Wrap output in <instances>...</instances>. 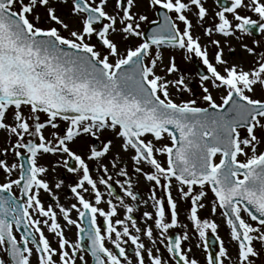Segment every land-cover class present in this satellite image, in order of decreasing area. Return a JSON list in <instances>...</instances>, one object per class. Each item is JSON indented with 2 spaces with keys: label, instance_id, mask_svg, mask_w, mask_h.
<instances>
[{
  "label": "snow or ice",
  "instance_id": "6c2138e0",
  "mask_svg": "<svg viewBox=\"0 0 264 264\" xmlns=\"http://www.w3.org/2000/svg\"><path fill=\"white\" fill-rule=\"evenodd\" d=\"M0 133V264H264V0H0Z\"/></svg>",
  "mask_w": 264,
  "mask_h": 264
},
{
  "label": "rangeland",
  "instance_id": "374dc122",
  "mask_svg": "<svg viewBox=\"0 0 264 264\" xmlns=\"http://www.w3.org/2000/svg\"><path fill=\"white\" fill-rule=\"evenodd\" d=\"M206 6L209 7L210 9L213 8L215 6V0H206ZM146 14L149 16V20L150 21L155 18V14L152 13L151 11L147 12ZM150 25H151V23L145 24V23L142 22L141 28H142L143 31H145V29L148 26H150ZM252 40H253V38H251L250 36H246L245 37V42L246 43L251 44ZM232 43L234 45H236L238 42L233 41ZM237 51L239 52V48H237ZM211 53H212V49H211V47H209V54L211 55ZM165 55H167V52L165 53ZM175 55H176V63L178 65V67L180 68L181 73L187 74V76L189 77V84H190V86L192 88V98L198 97L200 90H199L198 83H197L198 82V77L194 73L193 63L191 62V60H184L182 55L179 52L175 53ZM194 59L197 62H199L196 58H194ZM187 96H188V94H185L186 98H187ZM214 96L217 99V102H219V94L218 93H214ZM46 135H47V133H46ZM2 136H3V134L0 133V143H2ZM78 147L80 148V150H83L82 143L78 142ZM8 159L11 162V160H12L11 155H9ZM64 175H66V174L64 173ZM69 179L70 178L67 175V180L65 181V183H67L69 181ZM114 179H115V177H114ZM61 193H62V195H61V198H60V202L61 203H68L70 201V197H69V195L66 196V194H65L66 190H63ZM141 195L144 196V197H147V195H148V190H147V185L146 184L141 186ZM157 195L158 196L160 195V190L159 189H157ZM173 196H174V198L176 197L175 190H173ZM105 198H106V196H105ZM210 200H211V194L209 193L208 203H209ZM188 206L189 205L184 203V202H179L178 203V209H179V212H180V221H181L182 224L189 223L187 221V219H186V209L188 208ZM144 210L151 211L152 209H151L150 206H145V205L141 204L139 211H136L134 213V215L137 214V216H139V218L137 220L138 222H141L140 218H141L142 212ZM200 216L202 218H209V219L215 220V222L219 225L218 234L222 238H224L225 242L227 243L226 226L223 224L222 217H221L220 213L217 212L214 216H212L210 214V212H209V208H208V204H207L206 207L201 210ZM149 223H152V222L149 221ZM169 233H171V234H175V233L176 234H180L181 233V229L180 228H173V229L169 230ZM189 235L192 236L193 234L191 232H189ZM209 235H210V232H209ZM190 243L195 245V243H196L195 239L193 238L190 241ZM160 247H161V252L164 253L163 246H160ZM193 251L196 253L197 258H199L201 260L202 264H203V254H202L203 250L193 247ZM165 257H166V253H165Z\"/></svg>",
  "mask_w": 264,
  "mask_h": 264
},
{
  "label": "flooded vegetation",
  "instance_id": "af4514ba",
  "mask_svg": "<svg viewBox=\"0 0 264 264\" xmlns=\"http://www.w3.org/2000/svg\"><path fill=\"white\" fill-rule=\"evenodd\" d=\"M250 37L253 38V39H258V38H260L259 35H257V36L252 35V36H250ZM201 67H202V69H203V66H202V65H201ZM203 71H204V69H203ZM194 73H195V69H194ZM195 74H196V76L198 77L197 73H195ZM65 174H66V173H65ZM67 175H68V174H66V175L63 174V175L61 176V178L65 179V181H66V180H67ZM116 190L119 191V188L117 187ZM61 195H62V193H61ZM61 195H60V198H61ZM66 196H67V195H66ZM41 199L44 200V202H45V207H47L48 204H54V203H55L54 201L51 200L50 197H46V196H44V195L41 196ZM105 199H107V197H106ZM101 206H104V205H101ZM57 211H58V210H57ZM119 212H120V215H119L117 218H121V219H122V218H123V215H122V209H120ZM72 215H73V218H75V213H74V212H73ZM135 217H136V219L138 220L139 216H137V214H135ZM60 222L63 223L62 219H61ZM138 225L141 226V227H144V225L142 224V222H138ZM65 232H66V236H67L69 239H74V238H75V236H74L75 229H74V228H72L70 231L66 229ZM45 234L48 235L49 238L51 239L50 234H48L46 230H45ZM142 239H143V237H142ZM53 246H55V243H53ZM109 246H110V245H109Z\"/></svg>",
  "mask_w": 264,
  "mask_h": 264
},
{
  "label": "water",
  "instance_id": "95a60500",
  "mask_svg": "<svg viewBox=\"0 0 264 264\" xmlns=\"http://www.w3.org/2000/svg\"><path fill=\"white\" fill-rule=\"evenodd\" d=\"M221 2H222V0H221ZM152 27H154V25H150V26H148L146 29H145V34H147V32L152 28ZM254 35H257V33H253ZM195 63V62H194ZM195 69H196V73H200V70H199V67H198V64L197 63H195ZM175 236L176 235H172L170 238H172V239H174L175 238Z\"/></svg>",
  "mask_w": 264,
  "mask_h": 264
},
{
  "label": "bare ground",
  "instance_id": "6f19581e",
  "mask_svg": "<svg viewBox=\"0 0 264 264\" xmlns=\"http://www.w3.org/2000/svg\"><path fill=\"white\" fill-rule=\"evenodd\" d=\"M207 202V203H206ZM204 203H205V205H207L208 204V200H205L204 201ZM206 207V206H205ZM201 214V210H200V212H199V215Z\"/></svg>",
  "mask_w": 264,
  "mask_h": 264
}]
</instances>
